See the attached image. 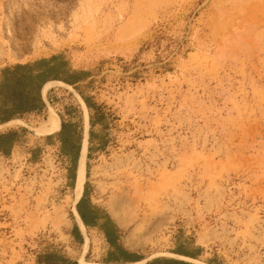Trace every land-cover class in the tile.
<instances>
[{"label":"rangeland","instance_id":"rangeland-1","mask_svg":"<svg viewBox=\"0 0 264 264\" xmlns=\"http://www.w3.org/2000/svg\"><path fill=\"white\" fill-rule=\"evenodd\" d=\"M52 51L90 75L105 113L90 178L124 244L149 259L178 243L194 245L193 264H264V0H0V65ZM76 95L64 97L86 128ZM42 122L27 125L42 134ZM58 181L30 189L16 229L0 230V264L74 253L70 197L45 205Z\"/></svg>","mask_w":264,"mask_h":264},{"label":"crops","instance_id":"crops-1","mask_svg":"<svg viewBox=\"0 0 264 264\" xmlns=\"http://www.w3.org/2000/svg\"><path fill=\"white\" fill-rule=\"evenodd\" d=\"M89 80L90 75L75 67L61 51L0 65V156L21 151L36 161L43 149L51 150L61 169V181L57 187L59 200L66 195L71 199L65 232L74 253L68 256L53 248L43 249L36 253L38 264H193L198 257L194 245L174 243L165 255L151 259L142 251L126 246L121 228L105 205L95 199L90 167L96 155L106 150L108 131L105 113L86 91ZM71 91L77 93L85 105L86 128L82 105L75 101L76 111L66 103L64 96ZM49 107L55 110L57 128L42 134L30 130L27 124L33 119L42 117L44 122L48 119ZM84 138L87 140L84 179L75 197L73 190ZM91 235L102 240L98 253L91 252L88 237ZM86 238L89 242L82 254L83 262H80L77 254ZM204 264L215 263L206 260Z\"/></svg>","mask_w":264,"mask_h":264},{"label":"built area","instance_id":"built-area-1","mask_svg":"<svg viewBox=\"0 0 264 264\" xmlns=\"http://www.w3.org/2000/svg\"><path fill=\"white\" fill-rule=\"evenodd\" d=\"M47 151L48 149H43L36 161H32L27 153L21 151H14L6 157L0 156V223H7L0 226L1 231L11 232L16 229L15 224L22 216V213L16 212L17 207L30 189L32 192L38 190L39 183H45L47 180L53 183L58 179L61 181L60 163L51 150L49 153L54 157L56 168L52 172L46 169L44 158ZM60 181L51 187L46 197L47 207L59 200L57 187Z\"/></svg>","mask_w":264,"mask_h":264},{"label":"bare ground","instance_id":"bare-ground-1","mask_svg":"<svg viewBox=\"0 0 264 264\" xmlns=\"http://www.w3.org/2000/svg\"><path fill=\"white\" fill-rule=\"evenodd\" d=\"M49 85V84H48ZM47 87V86H46ZM45 89V87H44ZM84 109L86 110L85 106ZM57 125V118L54 112H50L48 115V119L42 123L40 125L39 128H37V130L39 132L42 133H48L51 132L55 129ZM86 135V134H85ZM85 138L83 139V143H82V152H81V156H80V160H79V164H78V171H77V181H76V185H75V191L74 193L76 194V196L78 195V193L80 192L79 190H81V186L83 183V179H84V154H85ZM87 141V140H86ZM76 174V173H75ZM87 241V240H86ZM86 246V245H85ZM186 258V257H185ZM187 259V258H186ZM141 263V262H140ZM139 264V263H137Z\"/></svg>","mask_w":264,"mask_h":264},{"label":"trees","instance_id":"trees-1","mask_svg":"<svg viewBox=\"0 0 264 264\" xmlns=\"http://www.w3.org/2000/svg\"><path fill=\"white\" fill-rule=\"evenodd\" d=\"M38 255H36V258H35V264H38L39 263V259L37 257ZM44 261H47V259H44Z\"/></svg>","mask_w":264,"mask_h":264}]
</instances>
